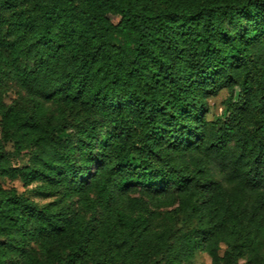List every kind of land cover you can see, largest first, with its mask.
<instances>
[{"label": "trees", "instance_id": "1", "mask_svg": "<svg viewBox=\"0 0 264 264\" xmlns=\"http://www.w3.org/2000/svg\"><path fill=\"white\" fill-rule=\"evenodd\" d=\"M3 12L0 86L11 62L33 103L0 98L5 140L31 151L14 166L0 143V178L55 199L0 184V264H264V0Z\"/></svg>", "mask_w": 264, "mask_h": 264}, {"label": "rangeland", "instance_id": "2", "mask_svg": "<svg viewBox=\"0 0 264 264\" xmlns=\"http://www.w3.org/2000/svg\"><path fill=\"white\" fill-rule=\"evenodd\" d=\"M9 14L3 12V17H0V39L6 36L7 25L6 19ZM2 48L0 47V51ZM3 51V50H2ZM5 56H9L8 52L3 53ZM11 61V58L9 57ZM25 67L28 66L27 62H23ZM5 72L2 73V81L0 86V98L6 105H19L22 107H30L32 105V100L26 95L21 82L20 72L21 70L15 69V65L9 62L5 67ZM228 97V92L223 90L217 97H212L208 100L209 102V112L207 118L209 120H216L218 118L224 117V101ZM5 132L0 126V143L4 144L6 151L9 153L11 162L14 166L22 167L27 165L30 159L31 151L29 149H24L21 152L15 151L14 141L5 140ZM0 184L7 189L15 188L19 193H23L33 201L39 204H45L53 201L54 197H44L39 194L36 190L37 184H32L26 186L19 179L11 180L8 178H0ZM170 210V209H167ZM164 212H160L158 215V224L162 222ZM210 258L207 254L198 252L192 261V264H209Z\"/></svg>", "mask_w": 264, "mask_h": 264}]
</instances>
